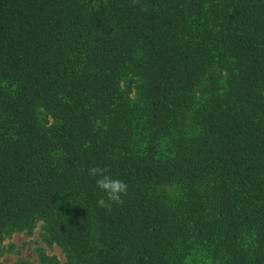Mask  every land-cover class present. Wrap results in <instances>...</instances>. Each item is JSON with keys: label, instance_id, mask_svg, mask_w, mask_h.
<instances>
[{"label": "trees", "instance_id": "16d2710c", "mask_svg": "<svg viewBox=\"0 0 264 264\" xmlns=\"http://www.w3.org/2000/svg\"><path fill=\"white\" fill-rule=\"evenodd\" d=\"M140 5L0 0V245L40 227L63 264H264V0Z\"/></svg>", "mask_w": 264, "mask_h": 264}, {"label": "rangeland", "instance_id": "374dc122", "mask_svg": "<svg viewBox=\"0 0 264 264\" xmlns=\"http://www.w3.org/2000/svg\"><path fill=\"white\" fill-rule=\"evenodd\" d=\"M61 250L44 241L41 228L30 234L15 233L0 245V264H63Z\"/></svg>", "mask_w": 264, "mask_h": 264}, {"label": "clouds", "instance_id": "9594fccd", "mask_svg": "<svg viewBox=\"0 0 264 264\" xmlns=\"http://www.w3.org/2000/svg\"><path fill=\"white\" fill-rule=\"evenodd\" d=\"M132 3L134 6L139 5L143 11L147 10L140 5V0H132ZM108 172L107 167L94 166L89 169V175L97 178L96 186L104 194L98 199L97 204L110 211L113 204H124L123 197L128 194V185L120 179L113 178Z\"/></svg>", "mask_w": 264, "mask_h": 264}]
</instances>
